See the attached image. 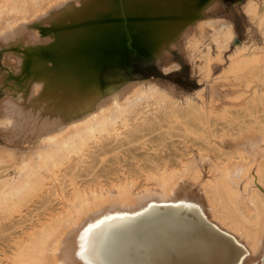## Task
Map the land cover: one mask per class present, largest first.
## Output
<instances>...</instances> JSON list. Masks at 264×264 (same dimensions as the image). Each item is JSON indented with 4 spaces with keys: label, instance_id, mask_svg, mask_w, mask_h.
<instances>
[{
    "label": "bare ground",
    "instance_id": "1",
    "mask_svg": "<svg viewBox=\"0 0 264 264\" xmlns=\"http://www.w3.org/2000/svg\"><path fill=\"white\" fill-rule=\"evenodd\" d=\"M215 2L190 0L191 19L129 35L102 24L106 0H0V55L14 59L0 68V126L13 144L0 157V219L10 236L0 264H264V41L228 54L225 72L244 88L234 113L216 109L213 86L196 90L198 102L179 101L153 82L133 89L140 82L120 70L102 72L131 51L162 61L176 40L186 39L193 58L186 26ZM174 4L144 0L143 8ZM261 5L246 7L264 39ZM81 13L101 25L52 31ZM216 24L232 39L228 22ZM147 36L154 42L139 41ZM224 119L232 127L219 128ZM125 151L134 167L111 170Z\"/></svg>",
    "mask_w": 264,
    "mask_h": 264
},
{
    "label": "rangeland",
    "instance_id": "2",
    "mask_svg": "<svg viewBox=\"0 0 264 264\" xmlns=\"http://www.w3.org/2000/svg\"><path fill=\"white\" fill-rule=\"evenodd\" d=\"M174 1L175 4L172 5L171 8L166 6L157 11H144V0H106L108 3V10L111 12V15L108 17V21L102 24L114 27L116 23L117 25L122 26L123 32H127L129 35H136L138 34V28H143L144 31L146 30L153 33V27L155 25H159V27L165 26L166 24L172 26L178 21H186L191 19L192 17L189 14H186L189 13L187 6L184 7L185 3L187 4L190 0ZM249 1L261 5V0H216L212 6L206 8L204 14L199 19H197L195 22L189 23L186 26L185 31L196 40L193 58H191L188 53H186L187 51L181 45L186 39L178 41L176 40L173 46L170 47L168 56L162 61H157L153 58L143 59L131 51L128 55L127 61L124 64L117 63L115 66H111V68L106 67L102 70V72L112 71L115 69L120 70L121 75L126 80L140 82L134 86L133 89L146 87V84L149 81L153 82L161 90L165 91L172 98L179 101H183L185 97L189 96L195 102H198L199 100L198 96L196 95V90L202 91L204 94H206L208 89L213 86V88L219 90L218 95L222 98H220L222 101L219 99L216 100L217 102H213V105L217 107L216 109L219 111L225 106L224 108L228 109L230 113H234L238 110V106L233 105L235 102H237L234 99V95H237L238 91H240L239 89L244 88L243 86L241 88L240 85V87L235 85L232 76L225 72L226 65L229 62L228 54L232 52L235 45L240 42L246 43L250 46L253 44H262L264 41L263 35L257 24V20L252 18L251 13L247 10L246 5ZM127 2L134 3L127 5ZM262 8L263 7L261 5L260 9ZM126 10L128 11L126 16L127 19H123L122 15L124 12L126 13ZM206 19H210L212 26L209 25L208 22L204 21ZM223 20L230 24L233 36L232 39L225 41L222 37H219L217 30L214 29L215 26H217L216 23H219ZM88 25L101 24L100 22H95L92 17H87L84 13H81V15L78 17L65 20L64 23L55 22L53 25L54 29L52 31H56L62 27L63 30H65L70 27L80 28ZM216 35L218 36L217 39H215ZM139 41L143 42L144 44H149L153 43L154 39L147 36L140 37ZM2 57L3 55L1 54L0 68L3 62L5 63L6 61H14L13 58L2 59ZM170 63H173V66L170 70L165 71L163 66ZM4 85V83L0 84V100L7 93L6 86ZM261 86L264 88V83ZM246 89L249 91L251 87H247ZM232 92L233 94H231ZM227 93L229 94L228 97L231 98L226 97L228 95ZM224 97L226 99H230V101H228V99L226 100ZM1 111L2 110L0 107V115ZM229 118L230 120L228 121L236 123L233 115H231ZM217 121H219V128L224 127L225 129H229L232 127V125H227L226 119ZM5 136L6 134L4 128L0 126V157L4 155V152L9 153L10 147L13 146L12 143L5 139ZM154 138L155 136L151 134L150 139L153 140ZM143 151L144 150L142 149H137L134 151V153L137 155L136 157H139L142 156ZM123 154L124 156H122ZM123 154L118 156L120 157L118 160H111V170L119 169L121 166L126 168L134 167L133 165L135 160L132 159L133 157L131 152L125 151ZM4 165L7 168V172L12 174V162L6 161ZM96 173L100 175L105 174V172L103 170H99V168H97ZM203 175L204 178H206L208 175L205 168L203 169ZM198 185L199 182H196L192 186L193 192L197 190ZM42 211H44L42 208L36 209V213H42ZM8 224L9 222L6 218L0 219V258L2 259L4 257V259H6V256L9 254L10 236L7 231ZM16 229L18 228H10L9 230L12 231ZM2 264H5V261Z\"/></svg>",
    "mask_w": 264,
    "mask_h": 264
}]
</instances>
